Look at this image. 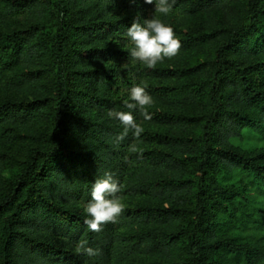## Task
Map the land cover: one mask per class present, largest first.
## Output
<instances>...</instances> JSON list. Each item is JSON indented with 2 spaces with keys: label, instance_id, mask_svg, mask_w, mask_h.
<instances>
[{
  "label": "trees",
  "instance_id": "16d2710c",
  "mask_svg": "<svg viewBox=\"0 0 264 264\" xmlns=\"http://www.w3.org/2000/svg\"><path fill=\"white\" fill-rule=\"evenodd\" d=\"M154 9L0 0V19L12 22L0 27V264H264L262 245L218 219L241 220L237 202L248 198L224 176L243 172L264 194V151L233 142L264 135V0H176L159 18L180 53L148 69L132 63L125 33ZM138 84L160 104L153 116L164 129L159 143L130 153L137 139L130 131L114 143L124 129L107 112L129 111L123 101ZM23 142V157L10 151ZM10 163L17 169L6 175ZM106 172L120 197L139 200L94 232L84 206ZM80 240L99 254L77 255Z\"/></svg>",
  "mask_w": 264,
  "mask_h": 264
},
{
  "label": "clouds",
  "instance_id": "9594fccd",
  "mask_svg": "<svg viewBox=\"0 0 264 264\" xmlns=\"http://www.w3.org/2000/svg\"><path fill=\"white\" fill-rule=\"evenodd\" d=\"M144 3L155 5L154 15L150 19H144L143 22L136 19L131 27L127 28L125 36L133 45L128 50L132 63L138 62L142 67L155 69L158 63L179 55L182 48V42L177 38L174 29L159 18L160 15L167 16L173 11L176 0H144ZM123 103L129 111L107 112V116L118 120L124 129L115 138L114 143L117 145L125 140L130 131L136 139L141 137L144 128L137 121L134 113L139 111L144 120H151L149 109L154 104V98L147 91L146 84H138L130 89L128 99ZM128 150L130 153L138 152L135 145H130ZM139 155L142 156V153ZM127 159L126 156L125 161ZM122 190L123 185L112 173L106 172L103 178L95 181L91 200L84 206V212L89 217L85 220V224L91 231L100 232L104 225L119 222L125 211V206L118 195ZM87 244L88 241L80 240L76 245L75 253L87 256L99 254V250L88 247Z\"/></svg>",
  "mask_w": 264,
  "mask_h": 264
},
{
  "label": "rangeland",
  "instance_id": "374dc122",
  "mask_svg": "<svg viewBox=\"0 0 264 264\" xmlns=\"http://www.w3.org/2000/svg\"><path fill=\"white\" fill-rule=\"evenodd\" d=\"M12 22L7 18L0 19V27L9 28ZM153 79L150 80V82ZM6 94V89H0V97ZM160 104L154 98V104L150 107L149 112L152 116L151 120H141L144 132L141 137L135 141V146L138 152H142L144 149L149 148L159 143V138L156 135V130L164 129V124L160 120L156 119L153 115L154 110L158 109ZM233 142L240 146L242 149L260 152L264 151V135L248 130L241 138H234ZM28 142H23L21 145H11L10 151L17 152L19 157H23L27 148ZM17 169L15 163H10L6 170V175H10ZM243 172L235 171L229 176H224L223 183L239 182L247 188V199L237 202L240 207V211L243 212L241 220L231 219L227 215H220L218 218L221 224V229L232 235H238L241 241H246L255 245H262L264 247V215L260 212V207H264V194L260 188H258L251 181H244ZM246 176V175H245ZM243 179V181H238ZM139 198L137 196H125L121 197V202L125 206V211L132 207ZM250 214H249V213ZM130 229H126L124 232L131 233ZM144 258L138 260V263H142ZM130 264V263H128ZM240 264H247L244 260L240 261Z\"/></svg>",
  "mask_w": 264,
  "mask_h": 264
}]
</instances>
